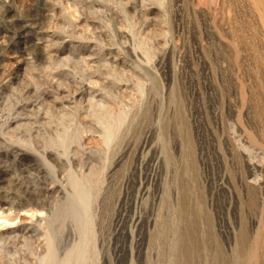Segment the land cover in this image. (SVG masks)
Listing matches in <instances>:
<instances>
[{
	"label": "rangeland",
	"instance_id": "374dc122",
	"mask_svg": "<svg viewBox=\"0 0 264 264\" xmlns=\"http://www.w3.org/2000/svg\"><path fill=\"white\" fill-rule=\"evenodd\" d=\"M12 8L43 57L0 49V264H264V0Z\"/></svg>",
	"mask_w": 264,
	"mask_h": 264
},
{
	"label": "bare ground",
	"instance_id": "6f19581e",
	"mask_svg": "<svg viewBox=\"0 0 264 264\" xmlns=\"http://www.w3.org/2000/svg\"><path fill=\"white\" fill-rule=\"evenodd\" d=\"M34 1V0H33ZM32 0H9V3H8V7L7 6H3V10H0V39L1 38H4L6 40V45L4 46V44H1L0 43V49L3 48V51L4 50H11V48L15 47V49H17V47H21L20 45H23L24 47H29L31 48V53L33 54V57L36 58L37 60H41L42 57H43V52L42 50L40 49L41 47L39 46V41H29L30 43H27L26 40L24 39V34H27L28 32V29L30 30L29 25H27L28 23H32L33 25H37V29L39 31L35 32L34 33V36L37 38L41 29V25L39 23H37V21H33V22H28L27 24L26 23H18L16 20H12V21H6V18H7V15H8V12L10 11V9H13L12 7L16 8L17 10H19L20 8H24L26 7L29 3H31ZM261 9V8H260ZM19 13V12H18ZM25 24V25H24ZM33 29V28H32ZM36 29V30H37ZM34 31V30H33ZM31 34V33H30ZM41 36V35H40ZM28 37V35H27ZM31 54V55H32ZM264 80V79H263ZM231 113V112H230ZM51 144H53L51 142ZM54 159V158H53ZM264 162V161H263ZM249 163V162H248ZM257 163V162H256ZM249 165H251V162L249 163ZM254 165V163L252 164ZM45 166V165H44ZM42 169V168H41ZM250 171H251V174H253L255 171H258L259 172H262V165H257L256 166H251L250 167ZM40 170H38L37 173L40 174ZM250 174V175H251ZM256 174V173H255ZM256 176V175H255ZM259 176V175H258ZM257 177V176H256ZM255 177V179H256ZM53 178V177H52ZM55 178V177H54ZM53 178V179H54ZM259 178V177H257ZM261 178V177H260ZM259 178V180H260ZM47 179V178H46ZM254 179V178H253ZM37 180V179H36ZM41 181V180H40ZM254 181V180H253ZM261 181V180H260ZM259 182V181H258ZM255 184H258L257 182ZM38 186V185H37ZM34 187H35V184H34ZM44 188V187H43ZM47 189V188H46ZM45 188L42 189L46 190ZM63 191V190H62ZM79 194H81V196L84 197V195L86 194L85 190H81L79 189ZM43 192V191H41ZM41 192H38L36 188H34L33 190V194L34 196H38V195H41L40 193ZM52 192V191H50ZM48 193V192H47ZM61 193V192H60ZM7 195V194H6ZM51 195V194H50ZM62 197H63V200L65 201H69L70 204H73V208H65V212H70V213H73L75 215H81V211L77 209V206L76 205L77 203H79L78 201H76L73 198H71L67 192L63 191L62 193ZM5 198V197H4ZM8 198V197H7ZM48 198V197H47ZM9 199V198H8ZM11 199V198H10ZM262 199V198H261ZM5 200V199H4ZM14 200V198H13ZM12 200V201H13ZM6 201V200H5ZM11 201V202H12ZM7 202V201H6ZM13 206L14 208H16V212L19 213V211L22 213H27V210H23L24 209V205L23 203L20 201V200H17L15 202ZM45 203V202H44ZM258 204V203H257ZM260 204V203H259ZM264 204V203H263ZM30 205V204H29ZM50 205V204H49ZM30 207V206H29ZM37 207V206H36ZM12 208V207H11ZM26 208V207H25ZM35 209V208H34ZM35 214L37 213L34 212ZM33 217V216H32ZM23 222V221H22ZM25 223L21 224V225H24ZM29 226V225H28ZM13 227V226H12ZM126 232V231H125ZM11 233L14 235V238L16 240H20L21 242L22 241H25L26 240V237L27 239L32 237L34 240L33 241H37V237H36V230L34 227H25V225L21 228H17V229H14L13 231H11ZM31 238V239H32ZM133 240V239H132ZM138 243V241H137ZM52 244H49V248H47V255H46V264H70V262L73 260V258L75 257V259L77 260L79 258V255H80V252L77 251H73V252H69L68 255L65 254V257H64V260H61L60 262H57L58 261V257L53 253V247H51ZM142 245V244H141ZM140 246V245H139ZM139 246L138 249L140 248ZM123 247V246H122ZM123 249V248H121ZM141 251V250H140ZM130 253V252H129ZM133 253V252H132ZM136 253V252H135ZM117 254V253H116ZM131 255V254H130ZM129 255V256H130Z\"/></svg>",
	"mask_w": 264,
	"mask_h": 264
}]
</instances>
